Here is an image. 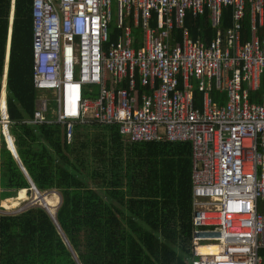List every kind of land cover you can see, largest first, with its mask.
Returning a JSON list of instances; mask_svg holds the SVG:
<instances>
[{
	"label": "built area",
	"instance_id": "2783aa9c",
	"mask_svg": "<svg viewBox=\"0 0 264 264\" xmlns=\"http://www.w3.org/2000/svg\"><path fill=\"white\" fill-rule=\"evenodd\" d=\"M227 8L231 26L220 32ZM205 14L214 29L206 46L186 37L170 45L173 28L186 36L185 18ZM112 16L124 39L104 51ZM128 17L143 32L138 50ZM31 18L33 87L57 93L67 140L73 122H97L132 143H189V264H264V92L250 99L264 76V0H32ZM87 85L98 87L96 98L82 97ZM212 88L225 98L212 99ZM46 105L38 100L33 124L45 123Z\"/></svg>",
	"mask_w": 264,
	"mask_h": 264
},
{
	"label": "trees",
	"instance_id": "16d2710c",
	"mask_svg": "<svg viewBox=\"0 0 264 264\" xmlns=\"http://www.w3.org/2000/svg\"><path fill=\"white\" fill-rule=\"evenodd\" d=\"M31 9L32 0H0V89L11 22L7 131L35 189L40 194L57 192L60 205L54 214L56 224L37 206L17 214L0 213V264H189V143H132L120 135L117 125L97 122L75 125L67 142L61 124L26 123L39 96L32 79ZM221 16V29L229 27L230 9ZM204 22L206 18L187 16L192 38L200 30L209 39L211 29ZM248 26L246 16L245 33ZM117 35L108 36L110 44ZM96 90L91 97H97ZM263 92L264 76L250 99L258 100ZM28 189L30 184L7 149L0 125V202L15 198L19 191L22 199ZM55 200L47 203L54 205Z\"/></svg>",
	"mask_w": 264,
	"mask_h": 264
},
{
	"label": "crops",
	"instance_id": "0c3cea01",
	"mask_svg": "<svg viewBox=\"0 0 264 264\" xmlns=\"http://www.w3.org/2000/svg\"><path fill=\"white\" fill-rule=\"evenodd\" d=\"M204 17L206 18V22H204V23H206L208 25V27L211 29V34H210L209 39H207V37L205 36V32L204 31H200V30H197L195 39L192 38L191 34H190V31L188 29V26L186 25V18H187L186 17L185 20H184V26H183L184 27V31L186 32V36H183L182 30H176V29L173 28L171 30V32L169 33V39H170L169 43H170V45H172V46L181 45V43L183 41V37H186L189 40H191L192 42L199 41L201 44H203V46H206L211 41V39H212V37L214 35V29L211 27L210 21L208 19V15L205 14ZM204 17H202L203 20H205ZM221 18H222V16H221ZM9 23L10 24H9V28H8L7 44H6L5 56H4V67H3V72H2V76H1L0 108H1V106L5 105V97H6V92H5L6 73H7V66H8L9 43H10V34H11V22H9ZM126 23H127L126 25H128V28L130 29V35L129 36H130V38L132 40L131 48L134 49V50H138L142 46V37L144 38L143 32L140 29V27H135L133 25L130 17L127 18ZM220 23H221V19H220ZM116 26H117L116 18L114 16H112V20L109 22V25H108L107 36H110L111 34H114V33H117L118 35H117L115 43H111L110 44L109 43V39H108L107 43L105 44L106 46L104 45V47H103L104 51H108L111 48L116 47L124 39V31L118 29ZM154 26H155V24H154V19H153L150 22V27L153 28ZM220 26H219L220 32H224L227 28H229L231 26V19H230V26L229 27L221 29ZM262 32L263 31H260L259 33H257V35L262 34ZM250 35H251L250 27L248 26V30L246 31V33L244 32V28H243V30H242V38L244 40H248L250 38ZM75 77H76V75H75ZM4 78H5V80H4ZM108 83H109V85L112 84L110 78H108ZM125 86L126 85L124 83L121 84V85H113L114 88H124ZM93 88H95V90L96 89L98 90V87L95 86V85L84 86V88H83L84 91L82 93L84 99H88V100L94 99L93 97H91L92 96V92H93ZM97 90H96V95L95 96H97ZM37 92L39 93V96L36 99L35 110L37 108V102H38L39 99H44L47 102L46 113L43 115V118L45 119L44 120L45 123H42V124H54V123L58 124V123H56V117H57V114H58V111H59V105H58V102H57V100H58L57 93L52 92V91L51 92L37 91ZM192 93L194 94L195 98L197 99L196 103L199 104L201 102V98H202V93L203 92L198 91V89L196 87H194L192 89ZM2 95H3V99H2ZM217 96H219L221 99L225 98V96L223 94L218 95L216 92H214V89L212 88L210 97L212 99H214V98H217ZM35 110H34V112H35ZM34 112H33V114H34ZM32 121H33V116L31 118V120L27 121L26 123H28V124H30L32 126L41 125V124H33ZM77 124L84 125V124H87V123L73 122L70 139H71V136L73 134V128ZM61 126H63V129L65 131L66 141L70 142V139L67 140V137H66L65 125L61 124Z\"/></svg>",
	"mask_w": 264,
	"mask_h": 264
},
{
	"label": "rangeland",
	"instance_id": "374dc122",
	"mask_svg": "<svg viewBox=\"0 0 264 264\" xmlns=\"http://www.w3.org/2000/svg\"><path fill=\"white\" fill-rule=\"evenodd\" d=\"M111 8H112V11H114V2H112ZM11 17L12 16H11V13H10L9 21H12ZM4 80H5V78H4ZM18 195H19V193L16 195L15 198L7 199V200H4V201L0 202V209H1L0 213L1 214H17V213H19V212H21V211H23V210H25L27 208L37 206V207L44 208L45 210L48 207L47 211H49L48 209H53L54 213L52 214V216H54L55 210L60 205V202H59L60 201V197H59V195H57V192H54V191L53 192L51 191V192H48V193H44V194H40L41 198H42V196H44L45 202L47 204V207H46L45 202H42V201L36 199L37 196L34 194V192H30V195L28 196L27 195V190H24V197L22 199H18V197H19ZM53 195H55V196H53ZM52 199H56L55 200L56 204L54 205L53 208H50L51 206H49V205H51V204H48L47 201L50 202V200H52Z\"/></svg>",
	"mask_w": 264,
	"mask_h": 264
},
{
	"label": "water",
	"instance_id": "95a60500",
	"mask_svg": "<svg viewBox=\"0 0 264 264\" xmlns=\"http://www.w3.org/2000/svg\"><path fill=\"white\" fill-rule=\"evenodd\" d=\"M1 112H0V115H1V119L4 118V106H1ZM3 136H4V140H5V144H6V147L7 149L10 151L11 155L13 156V158L18 162L20 168H21V171L23 172V174L25 175V177L28 179L29 181V184H30V189H28L29 192H34V194L37 196V200H40L42 201L41 199V196L40 194L38 193V191L35 189L34 185L31 183V181L29 180L25 170L23 169V167L21 166L20 162L18 161V158H17V155H16V152H15V149H14V146H13V143H12V140L10 138V136L8 135L7 132H3ZM27 191V192H28ZM26 192V191H25ZM47 211V210H46ZM48 215L52 218V220L54 221L55 223V220H54V216H51L50 212L47 211ZM56 224V223H55Z\"/></svg>",
	"mask_w": 264,
	"mask_h": 264
},
{
	"label": "bare ground",
	"instance_id": "6f19581e",
	"mask_svg": "<svg viewBox=\"0 0 264 264\" xmlns=\"http://www.w3.org/2000/svg\"><path fill=\"white\" fill-rule=\"evenodd\" d=\"M47 192V191H46ZM53 192V191H52ZM55 192V191H54ZM58 195V194H57ZM53 196H55V195H53ZM42 202H45V198H44V196H42ZM34 200V199H33ZM60 202V201H59ZM43 204V203H42ZM45 204H46V202H45ZM56 204V203H55ZM54 204V205H55ZM54 205H49V206H51L50 208H53L54 207ZM46 207H47V204H46ZM48 208V207H47ZM47 208H46V210H47ZM21 209V208H20ZM49 210V212H50V214H51V216H52V214L54 213V210L53 209H48Z\"/></svg>",
	"mask_w": 264,
	"mask_h": 264
},
{
	"label": "clouds",
	"instance_id": "9594fccd",
	"mask_svg": "<svg viewBox=\"0 0 264 264\" xmlns=\"http://www.w3.org/2000/svg\"><path fill=\"white\" fill-rule=\"evenodd\" d=\"M12 2H13V0H12ZM4 109H5V112H6V108H5V105H4ZM0 112H1V109H0ZM0 117H1V115H0ZM1 123V122H0ZM3 135V134H2Z\"/></svg>",
	"mask_w": 264,
	"mask_h": 264
}]
</instances>
